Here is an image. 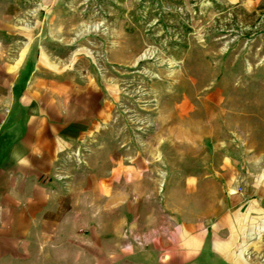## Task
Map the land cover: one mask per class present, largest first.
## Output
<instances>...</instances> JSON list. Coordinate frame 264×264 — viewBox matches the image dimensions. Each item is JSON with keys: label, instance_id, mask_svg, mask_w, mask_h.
I'll use <instances>...</instances> for the list:
<instances>
[{"label": "rangeland", "instance_id": "374dc122", "mask_svg": "<svg viewBox=\"0 0 264 264\" xmlns=\"http://www.w3.org/2000/svg\"><path fill=\"white\" fill-rule=\"evenodd\" d=\"M27 50L100 83L122 193L239 197L231 257L264 264V0H0V69Z\"/></svg>", "mask_w": 264, "mask_h": 264}, {"label": "crops", "instance_id": "0c3cea01", "mask_svg": "<svg viewBox=\"0 0 264 264\" xmlns=\"http://www.w3.org/2000/svg\"><path fill=\"white\" fill-rule=\"evenodd\" d=\"M41 56L12 53L0 69V264H239L243 201L122 193L120 127L107 126L100 83Z\"/></svg>", "mask_w": 264, "mask_h": 264}]
</instances>
